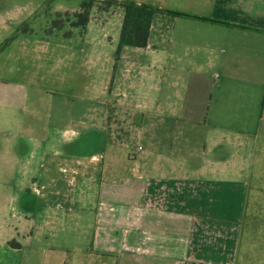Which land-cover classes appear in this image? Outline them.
I'll return each mask as SVG.
<instances>
[{
  "label": "crops",
  "instance_id": "obj_1",
  "mask_svg": "<svg viewBox=\"0 0 264 264\" xmlns=\"http://www.w3.org/2000/svg\"><path fill=\"white\" fill-rule=\"evenodd\" d=\"M131 1L229 24L154 15L147 45L113 70L107 110L78 121L108 143L75 157L74 194L51 170L38 198L0 185V264H264V0ZM32 11L0 7V45ZM19 95L0 86L11 129ZM103 112L125 113L122 132Z\"/></svg>",
  "mask_w": 264,
  "mask_h": 264
},
{
  "label": "rangeland",
  "instance_id": "obj_2",
  "mask_svg": "<svg viewBox=\"0 0 264 264\" xmlns=\"http://www.w3.org/2000/svg\"><path fill=\"white\" fill-rule=\"evenodd\" d=\"M84 1L89 4L90 0H0V7H33L26 22L0 45V86L28 93L24 104L22 95L16 98L20 105L14 110L17 128H8L0 118V185L3 190L10 185L8 193L11 186L25 184L24 192L33 191L38 198L36 194L46 191L51 170V177L73 195L77 175L69 170L75 157L88 161L91 154L99 155L107 147L99 127H85L78 121L87 122L88 111L96 106L107 110L113 70L124 52L132 53L131 47L118 46L122 9L94 1L88 22L82 25L75 13ZM153 73L151 81L141 80L143 87L155 85ZM137 82L133 78L126 84ZM131 116L137 122L142 114L134 111ZM117 117L103 112L99 118L115 123L122 132L127 118L125 113ZM139 145L137 140L129 143L131 151ZM16 154L18 160H12Z\"/></svg>",
  "mask_w": 264,
  "mask_h": 264
},
{
  "label": "trees",
  "instance_id": "obj_3",
  "mask_svg": "<svg viewBox=\"0 0 264 264\" xmlns=\"http://www.w3.org/2000/svg\"><path fill=\"white\" fill-rule=\"evenodd\" d=\"M94 1L102 3L105 8L115 6L122 9L123 15L118 39L119 48L124 46L137 48L145 47L147 45L152 19L156 13L160 12H166L173 16L229 24L184 12L162 9L153 5L139 4L131 0H90L89 4L85 1L82 2L80 11L75 13L79 19L78 22L82 25H85L88 22L89 6H91ZM261 31H264V29H261Z\"/></svg>",
  "mask_w": 264,
  "mask_h": 264
}]
</instances>
